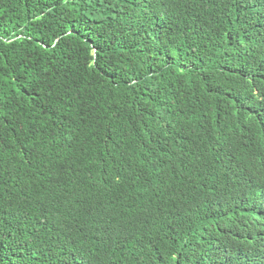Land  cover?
<instances>
[{
  "label": "trees",
  "instance_id": "16d2710c",
  "mask_svg": "<svg viewBox=\"0 0 264 264\" xmlns=\"http://www.w3.org/2000/svg\"><path fill=\"white\" fill-rule=\"evenodd\" d=\"M263 13L264 0H0V264H264V228L231 210L264 196ZM109 152L121 172L104 179ZM119 201L142 233L96 255L99 212Z\"/></svg>",
  "mask_w": 264,
  "mask_h": 264
},
{
  "label": "clouds",
  "instance_id": "9594fccd",
  "mask_svg": "<svg viewBox=\"0 0 264 264\" xmlns=\"http://www.w3.org/2000/svg\"><path fill=\"white\" fill-rule=\"evenodd\" d=\"M264 16V13L262 14ZM263 25L255 24V29L258 32L264 33V18L255 15ZM260 92V91H259ZM253 96L262 98L257 90H253ZM236 112V111H235ZM223 121L229 123L233 127H239V120L236 114L232 110H225L219 116ZM166 120V117H163ZM131 151L128 146L125 147V152L122 154L123 159L127 162ZM98 169L104 172V179L110 176L119 175L121 172L120 160L109 152L107 157L104 159L102 165ZM111 171V172H110ZM144 171V170H140ZM148 173L147 171H144ZM150 174V173H148ZM151 175V174H150ZM152 176V175H151ZM128 182L124 188L126 191L134 194L139 191L141 187V180L134 176L133 170L128 172L127 175ZM96 179V174H91V182ZM158 183L156 182V186ZM238 194H241V190L238 189ZM133 201V199H132ZM240 200H234V205L238 204ZM122 205L119 214H115L113 207H105L99 213L104 218L105 224L96 223L97 226V236L99 239L98 250L94 253L96 255H101L108 258H118L121 253V249L126 244L135 243L140 234L142 233L144 223L139 218L138 214L132 210L130 207H125L121 201ZM235 219L238 221L241 227H246L250 224H255L260 228H264L261 224L264 220V196H257L253 203L246 204L244 211H238V207L234 206L231 208ZM250 211H252L250 213ZM260 218V219H259ZM237 225L236 222H234ZM264 230V229H263ZM244 240V239H243Z\"/></svg>",
  "mask_w": 264,
  "mask_h": 264
}]
</instances>
